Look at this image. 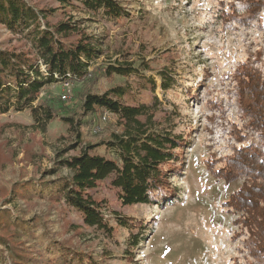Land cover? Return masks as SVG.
<instances>
[{
    "label": "rangeland",
    "instance_id": "rangeland-1",
    "mask_svg": "<svg viewBox=\"0 0 264 264\" xmlns=\"http://www.w3.org/2000/svg\"><path fill=\"white\" fill-rule=\"evenodd\" d=\"M25 1L39 11H52L53 16L47 15L51 26L77 22L67 40L92 37L99 53L81 82L70 83L69 89L64 83L45 87L34 103L42 106L37 114L25 109L0 115V138L10 142L8 157L0 159V187L10 191L22 180L70 178L71 171L60 162L89 146L108 156L97 145L125 135L126 126L102 109L85 116L81 106L89 92L128 87L124 104L147 107L139 118L143 130L184 135L186 145L161 204L123 206L111 179L95 191V199L109 207L111 224L116 212L131 218L134 232L144 227L139 231L144 243L137 248L128 245L129 235L120 228L112 237L86 227L62 202L28 197L25 191L9 205L0 199V211L10 210L12 220L25 219L18 228L8 227L25 252L47 262L60 254L48 245L66 243L81 252L86 264H264V253H257L254 239L225 206L244 179L227 184L214 173L248 146L264 162V130L245 111L249 96L239 76L246 68L264 84V0H113L127 14L118 21L55 0ZM0 48L29 50L26 41L1 25ZM109 66H128L131 72L128 77L108 75ZM167 79L169 91L163 85ZM50 110L53 119L46 122ZM61 117L82 125L75 131Z\"/></svg>",
    "mask_w": 264,
    "mask_h": 264
},
{
    "label": "trees",
    "instance_id": "trees-1",
    "mask_svg": "<svg viewBox=\"0 0 264 264\" xmlns=\"http://www.w3.org/2000/svg\"><path fill=\"white\" fill-rule=\"evenodd\" d=\"M55 1L65 7L72 6L76 10L83 9L89 14L117 21L127 15L122 5L113 0ZM47 13L37 10L25 0H0V25L9 33L20 36L29 47L28 51L0 48V115L25 109L37 114L42 106L35 107L34 103L45 87L81 82L87 77L88 69L99 53L93 48L92 37L67 40L76 32L77 22L51 26L47 22V15L53 16V12ZM106 71L108 75L121 77H128L131 72L128 66H109ZM163 75L167 74L163 72ZM239 76L243 79L240 82L242 90L246 87L245 95L248 93L249 96L245 111L257 119L256 126L264 130V84L257 73L253 74L246 68ZM167 81L169 79L163 85L169 91ZM128 90V87H116L103 94L89 92L82 101L85 116L102 109L126 126L125 135H113V140L97 145L103 146L110 158L94 153L96 147L89 146L79 155L60 162V165L71 171L70 178L59 177L54 181H47L45 177L29 182L22 180L14 184L10 191L0 187V199L5 198V204L9 205L14 197H22L28 191V197L37 195L51 203L62 202L66 208L80 215L86 227L106 230L112 237L118 235L116 229L120 228L128 233V245L132 249L144 243L139 234V231H144V227L134 232L131 218L113 212L115 216L111 219L115 224H111L106 214L109 207L105 202L95 199V191L100 183L111 179L110 183L118 190V199L123 206L161 204L159 201L168 188L169 176L175 173L176 162L180 160L179 151L185 150L186 145L184 135L143 130L139 118L146 115L147 107L124 104L123 99ZM61 118L75 131L82 125L81 122L76 125L70 117ZM52 119L53 112L50 110L45 113L44 120L47 122ZM2 127L0 125V137ZM2 141L3 138H0V159L5 160L10 142ZM260 157L252 146L245 147L227 161L225 168L214 170V173L227 184L244 179L242 187L230 196L225 206L236 214L239 223L254 239L257 253L263 254L264 162ZM12 218L10 210L0 211V264H86L87 259L81 252L66 243L57 246L49 244V251L55 249L60 254L58 257L52 254L47 262H38L35 256L25 252V245L15 240L14 234H9V225L14 224L18 228L25 223L24 218ZM23 234L30 239V236ZM127 251L132 254L129 248Z\"/></svg>",
    "mask_w": 264,
    "mask_h": 264
},
{
    "label": "built area",
    "instance_id": "built-area-1",
    "mask_svg": "<svg viewBox=\"0 0 264 264\" xmlns=\"http://www.w3.org/2000/svg\"><path fill=\"white\" fill-rule=\"evenodd\" d=\"M63 86H64L66 89H69L70 84H69V83H65ZM62 99H63V100H67V99H68L67 94L63 95V96H62Z\"/></svg>",
    "mask_w": 264,
    "mask_h": 264
}]
</instances>
